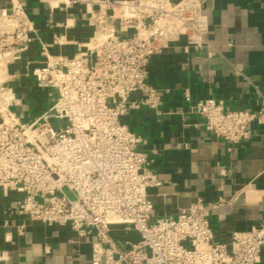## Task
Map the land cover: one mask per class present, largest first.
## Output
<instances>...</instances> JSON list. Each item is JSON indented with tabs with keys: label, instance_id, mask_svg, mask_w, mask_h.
Masks as SVG:
<instances>
[{
	"label": "built area",
	"instance_id": "obj_1",
	"mask_svg": "<svg viewBox=\"0 0 264 264\" xmlns=\"http://www.w3.org/2000/svg\"><path fill=\"white\" fill-rule=\"evenodd\" d=\"M208 1L61 0L84 4L82 17L93 29L67 56L41 42L20 0H0V189L20 195L11 215L93 237L90 264L262 263L264 216L250 230L234 232L230 245L216 239L210 220L222 201L198 199L177 217L151 220L148 191L160 181L139 149L144 139L124 122L133 111L160 107L162 93L148 83L153 56L180 39L196 50L208 45ZM35 42L40 61L26 76L51 103L25 123L14 111L22 103L8 67ZM185 99L188 113L230 145L264 125V99L257 110L231 109L214 98L193 102L188 93ZM119 233L139 239L119 240ZM8 260L0 251V264Z\"/></svg>",
	"mask_w": 264,
	"mask_h": 264
},
{
	"label": "crops",
	"instance_id": "obj_2",
	"mask_svg": "<svg viewBox=\"0 0 264 264\" xmlns=\"http://www.w3.org/2000/svg\"><path fill=\"white\" fill-rule=\"evenodd\" d=\"M20 1L41 42L52 45L54 54H76L93 34L82 17L84 4ZM205 13L208 45L196 50L180 39L153 56L148 83L161 91L160 107L133 111L124 122L144 139L139 149L160 181L148 191L154 205L151 220L177 217L198 199L207 204L222 201L210 220L216 239L230 245L234 232L250 230L264 216V125L255 126L248 141L227 144L188 113L185 94L193 102L214 98L231 109H259L264 99V0H210ZM40 47L39 42L31 44L8 67L13 75L9 85L22 103L14 111L25 123L50 105L45 104L46 93L26 76V68L40 61ZM30 106L40 111L21 117L17 109ZM19 198L0 189V251L9 256L1 264H90L93 237L79 238L69 225L47 226L11 215L10 207ZM115 236L139 239L136 233Z\"/></svg>",
	"mask_w": 264,
	"mask_h": 264
},
{
	"label": "rangeland",
	"instance_id": "obj_3",
	"mask_svg": "<svg viewBox=\"0 0 264 264\" xmlns=\"http://www.w3.org/2000/svg\"><path fill=\"white\" fill-rule=\"evenodd\" d=\"M49 103H51V101L49 100V98L48 97H46L45 98V104H49ZM17 111H18V113H19V115L21 116V117H23V116H25V114H27V113H30V114H36L37 112H39L40 110L37 108V107H35V106H30V107H28L27 109H25L24 111H22L21 109H17Z\"/></svg>",
	"mask_w": 264,
	"mask_h": 264
}]
</instances>
